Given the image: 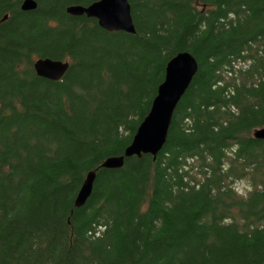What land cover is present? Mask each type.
Listing matches in <instances>:
<instances>
[{
  "label": "trees",
  "instance_id": "obj_1",
  "mask_svg": "<svg viewBox=\"0 0 264 264\" xmlns=\"http://www.w3.org/2000/svg\"><path fill=\"white\" fill-rule=\"evenodd\" d=\"M24 1L0 0V264H264V0H128L134 34L68 13L100 0ZM181 53L165 146L102 167Z\"/></svg>",
  "mask_w": 264,
  "mask_h": 264
},
{
  "label": "water",
  "instance_id": "obj_2",
  "mask_svg": "<svg viewBox=\"0 0 264 264\" xmlns=\"http://www.w3.org/2000/svg\"><path fill=\"white\" fill-rule=\"evenodd\" d=\"M22 10L31 11L37 8L34 0H25ZM68 13L77 16L84 15L98 20L101 28L108 31H125L134 34L131 5L128 0H100L88 7L73 6ZM189 53H181L169 61L166 67L164 82L159 86L158 94L154 98L151 110L139 126L131 145L119 157H112L104 161L102 167L119 169L124 166L126 158L141 157L151 154L156 157L165 146L174 117L175 110L198 72V63ZM68 63L40 59L33 68L39 77L58 81L68 70ZM254 137L264 139V128L255 131ZM96 172L86 175V179L76 197V207L83 206L92 194Z\"/></svg>",
  "mask_w": 264,
  "mask_h": 264
},
{
  "label": "rangeland",
  "instance_id": "obj_3",
  "mask_svg": "<svg viewBox=\"0 0 264 264\" xmlns=\"http://www.w3.org/2000/svg\"><path fill=\"white\" fill-rule=\"evenodd\" d=\"M238 188H239L242 192H246L248 186H247L246 183H244V184L242 183V184L238 185Z\"/></svg>",
  "mask_w": 264,
  "mask_h": 264
},
{
  "label": "bare ground",
  "instance_id": "obj_4",
  "mask_svg": "<svg viewBox=\"0 0 264 264\" xmlns=\"http://www.w3.org/2000/svg\"><path fill=\"white\" fill-rule=\"evenodd\" d=\"M73 6H74V5H73ZM161 85H162V84H161ZM161 85H160V86H161ZM158 87H159V86H158Z\"/></svg>",
  "mask_w": 264,
  "mask_h": 264
},
{
  "label": "clouds",
  "instance_id": "obj_5",
  "mask_svg": "<svg viewBox=\"0 0 264 264\" xmlns=\"http://www.w3.org/2000/svg\"><path fill=\"white\" fill-rule=\"evenodd\" d=\"M244 183H246V181Z\"/></svg>",
  "mask_w": 264,
  "mask_h": 264
}]
</instances>
